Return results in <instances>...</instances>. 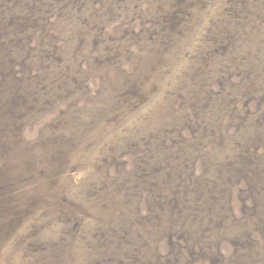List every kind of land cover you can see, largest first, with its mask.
<instances>
[{
	"label": "rangeland",
	"instance_id": "1",
	"mask_svg": "<svg viewBox=\"0 0 264 264\" xmlns=\"http://www.w3.org/2000/svg\"><path fill=\"white\" fill-rule=\"evenodd\" d=\"M0 264H264V0H0Z\"/></svg>",
	"mask_w": 264,
	"mask_h": 264
}]
</instances>
